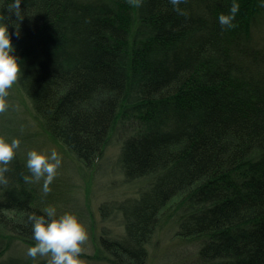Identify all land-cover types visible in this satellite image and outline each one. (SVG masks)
Listing matches in <instances>:
<instances>
[{"label": "trees", "instance_id": "trees-1", "mask_svg": "<svg viewBox=\"0 0 264 264\" xmlns=\"http://www.w3.org/2000/svg\"><path fill=\"white\" fill-rule=\"evenodd\" d=\"M11 2L0 17L35 122L84 164L116 146L137 189L101 207L124 226L100 237L105 260L148 264L170 223L192 264H264V0H239L233 27L218 19L232 0H22L23 20ZM5 175L0 264H32L8 255L35 243L29 217L47 206L17 152Z\"/></svg>", "mask_w": 264, "mask_h": 264}, {"label": "rangeland", "instance_id": "rangeland-1", "mask_svg": "<svg viewBox=\"0 0 264 264\" xmlns=\"http://www.w3.org/2000/svg\"><path fill=\"white\" fill-rule=\"evenodd\" d=\"M5 100L6 107L0 111V130L8 131L9 140L16 137L21 140V148L16 152L25 163L27 153L32 149L48 154L55 149L62 156V164L50 186L51 191L43 190V180H33L40 200L46 206H55L57 215L71 212L85 225L88 239L84 242L81 253L83 264H110L101 252L100 237L121 239L124 236V226L116 211L109 210L103 215L101 207L104 204L114 207L125 199L135 198L137 191L134 185L125 182L116 167L118 148L112 146L95 166L92 163L84 164L47 138L35 122L29 103L16 82L9 89ZM28 247L19 244L12 248L9 260L29 259L33 264L32 257L27 255ZM191 250L190 245L178 238L175 227L168 223L153 239L148 264H192ZM43 261L46 258H38L37 264Z\"/></svg>", "mask_w": 264, "mask_h": 264}, {"label": "clouds", "instance_id": "clouds-1", "mask_svg": "<svg viewBox=\"0 0 264 264\" xmlns=\"http://www.w3.org/2000/svg\"><path fill=\"white\" fill-rule=\"evenodd\" d=\"M21 3L22 0H12L8 5L9 12H14L19 20H23ZM171 3L178 12L183 11L180 9L181 0H171ZM239 10V0H232L230 13H221L218 17L220 24L233 27ZM15 51L9 24L0 17V111L6 107L5 98L9 95V89L23 72V65ZM20 144L19 138L9 141L0 136V183H7L5 173ZM61 164L62 156L55 149L50 154L32 149L27 153L26 162L31 175H26L24 179L28 182L43 180V190L49 192ZM43 212L46 215L32 213L29 217L35 243L27 248V255L32 257L33 264H37L38 258H46V264H83L81 253L88 239L85 225L71 212L58 216L56 207L52 205L44 208Z\"/></svg>", "mask_w": 264, "mask_h": 264}]
</instances>
